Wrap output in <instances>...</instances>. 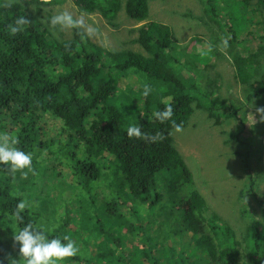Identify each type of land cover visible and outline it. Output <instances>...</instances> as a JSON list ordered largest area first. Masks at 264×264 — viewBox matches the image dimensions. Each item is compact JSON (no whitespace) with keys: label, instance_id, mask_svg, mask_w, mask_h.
<instances>
[{"label":"trees","instance_id":"1","mask_svg":"<svg viewBox=\"0 0 264 264\" xmlns=\"http://www.w3.org/2000/svg\"><path fill=\"white\" fill-rule=\"evenodd\" d=\"M64 1L0 0V133L17 137V147L32 155L31 170L12 173L0 164V264L20 258L13 231L28 223L49 239L63 242L68 235L76 242L79 253L63 264H264V199L255 198L254 207L246 198L255 181L250 191L245 185L237 194L244 218L235 229L211 212L174 145L173 120L186 128L202 111L217 125L230 119L244 125L242 108L216 97L220 82L206 75L203 88L184 75L171 28L149 20L150 4L159 0H71L80 12L97 13L111 26L121 12L127 20L146 21L130 35L147 56L100 49L81 38L80 29L71 41L55 37L47 23L51 11L44 7ZM205 1L212 19L223 11L229 20L211 37L215 51L194 62L209 66L221 38L229 37L230 47L242 46L231 64L249 87L247 101L264 106V34L250 29L264 25V0ZM20 15L31 23L10 35L7 25ZM242 33L250 47L248 39L239 40ZM132 67L141 74L140 87L123 93L113 77ZM145 85L152 89L147 97ZM169 103L173 116L161 123L153 113ZM52 121L61 126L53 130ZM133 124L164 138H129ZM66 171L73 179H64ZM40 179L51 182L39 185ZM103 186L109 194L98 192ZM21 202L22 223L16 217ZM157 218L167 222L164 236L155 235Z\"/></svg>","mask_w":264,"mask_h":264},{"label":"rangeland","instance_id":"2","mask_svg":"<svg viewBox=\"0 0 264 264\" xmlns=\"http://www.w3.org/2000/svg\"><path fill=\"white\" fill-rule=\"evenodd\" d=\"M206 8L205 0L155 1L150 4L149 20L171 28L174 43L177 45L174 54L180 59V64L183 66L182 71L186 77L193 75L198 82H202L203 88L206 86L203 83L206 75L214 82H220L221 85L215 86L216 97L226 98L230 103L242 108L239 114L241 119L245 117L244 125L234 119L223 120L220 125H217L216 120L209 119L208 113L197 111L182 132H174V145L192 172L200 192L212 207L211 212L219 215L235 229H239L244 217L241 215L242 210H239L241 202L237 194L245 188V185L248 186L247 191H250L251 181L254 180L252 192L246 198L254 207L257 204L255 198L264 199V122H261L260 114L255 111L256 107H262V105L257 102L250 104L247 101L249 87L240 82L231 64L242 46L235 44L234 47H230L229 37H224L228 40V47L223 48L222 43L218 45L217 56H213L209 66L194 62L199 59L201 53L207 54L208 46L212 44L213 33L221 34L220 25L227 24L229 20L223 11L219 13V18L212 19L206 13ZM44 10L51 11L49 16L47 15L48 19L66 10L74 18L83 20L82 28L63 30L59 26L53 28L55 30L53 35L61 40H73L75 30L80 29L82 33H85L88 41L100 49L109 52L132 51L145 54L144 49L134 42L136 37L130 35V31L147 22L127 20L125 14L121 12L117 21L119 26L118 24L111 26L97 13L87 15L80 12L71 0L44 7ZM89 27L95 30L91 35L87 34ZM250 29L255 34H264V25H252ZM244 39L248 38L245 33H242L239 40ZM250 44L251 41L248 39L246 46L250 47ZM211 49L215 51V47L211 46ZM261 63L264 65V59H261ZM261 73L264 74V68H261ZM113 78L123 93H127L129 88L138 90L140 87L141 74L135 72L133 68ZM121 95L119 92L118 96ZM51 123L53 125V121ZM60 126L55 123L53 130ZM231 134L238 135L239 141H232ZM56 172L58 175L57 170ZM64 179H73V177L66 171ZM50 182L47 179H40L38 184L45 186ZM102 190L109 194L106 186L98 192ZM68 194L67 192L66 195ZM62 211L65 210H59V212ZM249 211L260 212L261 210ZM69 219L72 222V217ZM155 220V235L164 236L168 229L167 222L162 221L163 218ZM69 226L73 227V224Z\"/></svg>","mask_w":264,"mask_h":264},{"label":"clouds","instance_id":"3","mask_svg":"<svg viewBox=\"0 0 264 264\" xmlns=\"http://www.w3.org/2000/svg\"><path fill=\"white\" fill-rule=\"evenodd\" d=\"M44 2L47 3L48 0H44ZM4 7H10V4L6 3ZM30 23L31 21L29 18L25 15H20L15 19L14 23L7 25V31L10 35L14 36L24 31ZM47 23L51 28L59 26L61 30L82 28L84 24L82 19L74 18L73 15L66 10L53 15ZM93 31L95 30L89 27L87 29V34L91 35ZM78 34L81 35V38H84L85 33ZM221 43L223 48L226 49L228 47V40L226 38H221ZM144 51L145 54L142 55L147 56L148 53L145 49ZM208 51H211V45L208 46ZM201 54L204 55L206 53ZM151 91V87L145 85L143 88V95L147 97ZM255 111L260 114L261 122H264V106L256 107ZM153 115L155 119L159 120L161 123L166 120H171L173 116L172 105L170 103L166 104L162 111H156ZM172 126L177 133L183 131V123L177 124L173 120ZM126 132L129 138L135 137L137 139L148 140L149 142H156L164 138L161 132H156L154 136H150L142 132L141 128L136 124L130 125ZM19 143L20 141L17 137L7 132L0 133V164L8 165L9 171L12 173L23 169L31 170L32 155L31 153L20 150L17 147ZM24 175H27V173H24ZM25 207L26 204L24 202L17 205L16 217L21 223L23 222V217L20 216V212L25 209ZM13 241L19 244L20 258L18 260L14 258L11 259L10 264H63V261L75 257L79 253V247L70 236H63V242L60 238L49 239L43 230L36 229L31 223L24 225L18 231H13Z\"/></svg>","mask_w":264,"mask_h":264}]
</instances>
